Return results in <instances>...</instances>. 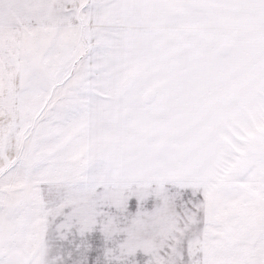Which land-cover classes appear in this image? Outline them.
Returning <instances> with one entry per match:
<instances>
[{
    "label": "snow or ice",
    "instance_id": "obj_1",
    "mask_svg": "<svg viewBox=\"0 0 264 264\" xmlns=\"http://www.w3.org/2000/svg\"><path fill=\"white\" fill-rule=\"evenodd\" d=\"M0 264H264V0H0Z\"/></svg>",
    "mask_w": 264,
    "mask_h": 264
}]
</instances>
